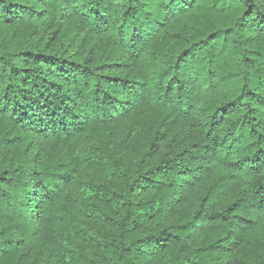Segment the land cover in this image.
Wrapping results in <instances>:
<instances>
[{
  "label": "trees",
  "instance_id": "obj_1",
  "mask_svg": "<svg viewBox=\"0 0 264 264\" xmlns=\"http://www.w3.org/2000/svg\"><path fill=\"white\" fill-rule=\"evenodd\" d=\"M0 264H264V0H0Z\"/></svg>",
  "mask_w": 264,
  "mask_h": 264
},
{
  "label": "rangeland",
  "instance_id": "obj_2",
  "mask_svg": "<svg viewBox=\"0 0 264 264\" xmlns=\"http://www.w3.org/2000/svg\"><path fill=\"white\" fill-rule=\"evenodd\" d=\"M130 126V120H126L122 123H120L115 130H113V139L110 140V144L108 145L107 149L109 151V153L112 156H115L117 154V152H119V148L122 144V141L126 138L127 133H128V129ZM102 129H100L99 127H97L96 129H93L92 127H90L88 129V131H86L85 133H83L77 141V145L79 146L80 149H86L89 147H93V146H98L101 147V145L98 143V140H96V136L99 135L100 133H102ZM89 177V171H87V169H83L80 172V175L78 177V182L81 184L82 182H86L88 180ZM81 193L80 189L77 190H73L71 193V196L73 197H78L79 194Z\"/></svg>",
  "mask_w": 264,
  "mask_h": 264
}]
</instances>
